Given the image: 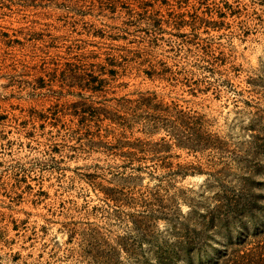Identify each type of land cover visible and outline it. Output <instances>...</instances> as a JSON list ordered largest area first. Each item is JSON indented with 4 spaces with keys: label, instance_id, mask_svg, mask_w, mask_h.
Returning <instances> with one entry per match:
<instances>
[{
    "label": "rangeland",
    "instance_id": "374dc122",
    "mask_svg": "<svg viewBox=\"0 0 264 264\" xmlns=\"http://www.w3.org/2000/svg\"><path fill=\"white\" fill-rule=\"evenodd\" d=\"M249 166L264 0H0V264L183 253L169 223L235 212Z\"/></svg>",
    "mask_w": 264,
    "mask_h": 264
},
{
    "label": "trees",
    "instance_id": "16d2710c",
    "mask_svg": "<svg viewBox=\"0 0 264 264\" xmlns=\"http://www.w3.org/2000/svg\"><path fill=\"white\" fill-rule=\"evenodd\" d=\"M255 173L256 170L249 166L246 174L247 190L249 194L254 192V195L236 204L235 212L220 219L211 215L206 223L205 217H202L201 221L195 223L197 229L193 231L180 229L182 223L177 220L170 222L174 229V239L178 241L175 244L183 248L184 252L175 253L168 249L162 253L161 244L154 245L152 251L155 262L146 264H175L182 258L187 264H264V205L261 204L262 196L259 192L264 184L254 181ZM209 238H215L214 241L217 238L226 240L218 254L211 258L205 251Z\"/></svg>",
    "mask_w": 264,
    "mask_h": 264
}]
</instances>
